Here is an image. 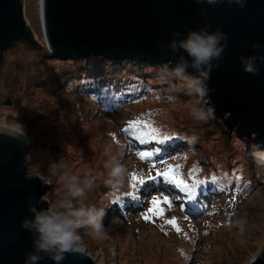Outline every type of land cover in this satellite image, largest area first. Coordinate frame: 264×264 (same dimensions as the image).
<instances>
[{
  "label": "rangeland",
  "instance_id": "obj_1",
  "mask_svg": "<svg viewBox=\"0 0 264 264\" xmlns=\"http://www.w3.org/2000/svg\"><path fill=\"white\" fill-rule=\"evenodd\" d=\"M28 2L35 34L43 38L37 39L39 48L17 40L3 52L0 124L22 125L29 137L30 176L56 179L43 197L56 202L65 194L54 174L60 161L74 173H104L82 202L107 207L106 237L98 240L88 230H80L81 242H87L102 264H246L264 243V167L253 160L254 143L235 130H226L219 116L206 123L194 121L189 102L195 98L183 91H169L175 73H164L171 68L166 62L50 52L38 0ZM101 71L119 82L136 73L149 84L104 105L102 98L93 97L94 88L82 82L87 72L93 79V74L102 76ZM205 107L211 108L210 104ZM130 121L150 124L159 129L158 135L170 139L158 144L145 136L149 143L143 145L124 131ZM108 146L127 168L126 180L117 188L104 183V149ZM161 146L163 152L153 157L138 155L146 147L155 151ZM168 165L183 179L204 182L194 200L185 199L179 188L162 178L133 188V173L155 175L156 167L162 170ZM205 177L216 180L208 182ZM153 196L160 203L153 205ZM164 196L171 203L163 202Z\"/></svg>",
  "mask_w": 264,
  "mask_h": 264
},
{
  "label": "water",
  "instance_id": "obj_2",
  "mask_svg": "<svg viewBox=\"0 0 264 264\" xmlns=\"http://www.w3.org/2000/svg\"><path fill=\"white\" fill-rule=\"evenodd\" d=\"M38 3L45 43L52 53L60 55L100 53L113 61L129 57L175 67L180 56L187 58V54L180 49L173 51V40L186 38L189 30L221 29L227 34L228 46L223 59L213 62L218 67L208 81L212 89L208 104L226 130H235L238 136L264 148V63L257 59V75L246 73L241 63V57L264 55V0H247L242 9L226 2L211 6L196 0ZM42 38L35 34L28 0H0V61L5 49L17 40L39 48ZM254 43L260 47H253ZM186 72L196 74L191 67ZM30 146L22 125L0 124V264H25L26 255L34 251V233L23 229L21 221L32 218L30 203L47 208L54 202L53 197L43 195L56 179L30 176ZM81 246L83 252L66 253L62 264H101L87 242ZM38 264L55 262L44 256ZM246 264H264V243Z\"/></svg>",
  "mask_w": 264,
  "mask_h": 264
},
{
  "label": "clouds",
  "instance_id": "obj_3",
  "mask_svg": "<svg viewBox=\"0 0 264 264\" xmlns=\"http://www.w3.org/2000/svg\"><path fill=\"white\" fill-rule=\"evenodd\" d=\"M196 2L211 6L226 2L242 9L247 0H196ZM173 35L176 36L178 33L174 32ZM227 46V34L219 28L214 32L206 29L189 30L186 38L170 43L173 51L183 50L187 58L182 55L175 67L164 69V73L168 71L175 73V78L168 84V88L173 93L183 91L195 98L189 102V115L194 121L206 123L215 119L214 109L205 107L210 101L209 93L212 91L208 81L211 79L213 69L218 67V63L213 62L223 59L222 54ZM253 47L258 48L260 45L254 43ZM257 59L264 63V55L241 57L243 70L251 75H257L259 71ZM189 67L194 69L196 74H187L186 70ZM195 140L196 137L193 136L192 141ZM251 154L254 162L264 167V148L254 145ZM104 155L106 159L103 167L107 174L105 186L109 188L122 186L128 174L126 166L120 156L113 152L111 146L104 149ZM55 169L54 174L66 191L58 201L49 202L47 208L29 204L28 210L32 213V218H24L21 227L34 233V251L26 255L25 264H38L44 256L53 260L55 264H62L66 253L83 252L81 229L88 230V234L98 240L105 239L107 234L103 223L107 207L82 202V198H86L88 192L96 186L97 179L103 177L104 173L97 174L93 170L74 173L64 161L56 163ZM75 201L80 202L77 204Z\"/></svg>",
  "mask_w": 264,
  "mask_h": 264
},
{
  "label": "snow or ice",
  "instance_id": "obj_4",
  "mask_svg": "<svg viewBox=\"0 0 264 264\" xmlns=\"http://www.w3.org/2000/svg\"><path fill=\"white\" fill-rule=\"evenodd\" d=\"M124 131L128 132L130 135H134L136 139L140 140L142 143H147V141L144 140L145 136H148L150 140L155 141L158 144H163L170 139V136L168 135H158L159 129L141 121H130L129 127L124 129ZM160 151V148H156L155 151H142L139 152L138 155L141 158H150ZM161 163H163V161H161ZM158 178H162L165 183L175 185L185 194L184 198L189 201H192L197 197L198 187L204 183L201 180H194L192 183H189L188 180L181 178L178 173L174 172L171 165H168L162 170L157 169L155 175L149 173L147 176H137L133 173L132 179L136 181V183L133 184V188H137V185L145 184L146 181H157ZM129 194H131V192H129ZM173 199H180V197H174ZM151 202L153 205H157L160 203L159 197L153 196ZM163 202L171 203L169 196H164ZM149 211L152 212L153 209L150 208ZM147 218L148 217L146 216L145 219ZM168 222L174 223V221Z\"/></svg>",
  "mask_w": 264,
  "mask_h": 264
},
{
  "label": "trees",
  "instance_id": "obj_5",
  "mask_svg": "<svg viewBox=\"0 0 264 264\" xmlns=\"http://www.w3.org/2000/svg\"><path fill=\"white\" fill-rule=\"evenodd\" d=\"M102 72L104 74V71H101L102 76H100L99 78L96 74H93V79L91 78V72H87V75L84 76V81L82 82L84 83V85L90 84V87L94 88L93 97L95 99H97L98 97L102 98L101 102L104 103V105L107 103L112 105L115 101L122 99L130 92L136 91L137 88L141 87L140 89L142 90L145 85L149 84L147 79L138 77L136 73H129L132 75L125 76L126 79L121 78L122 82H119L117 77L108 74L103 75Z\"/></svg>",
  "mask_w": 264,
  "mask_h": 264
},
{
  "label": "bare ground",
  "instance_id": "obj_6",
  "mask_svg": "<svg viewBox=\"0 0 264 264\" xmlns=\"http://www.w3.org/2000/svg\"><path fill=\"white\" fill-rule=\"evenodd\" d=\"M171 186V185H170ZM102 260V259H101ZM103 261H101V264H102Z\"/></svg>",
  "mask_w": 264,
  "mask_h": 264
}]
</instances>
